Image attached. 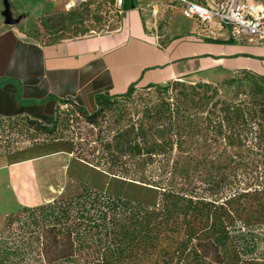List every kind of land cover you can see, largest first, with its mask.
I'll return each mask as SVG.
<instances>
[{
	"label": "trees",
	"instance_id": "obj_1",
	"mask_svg": "<svg viewBox=\"0 0 264 264\" xmlns=\"http://www.w3.org/2000/svg\"><path fill=\"white\" fill-rule=\"evenodd\" d=\"M123 4L124 10L134 6ZM241 73L224 83L237 82L234 101L221 100L208 83L175 81L98 96L94 114L73 106L92 120L102 106L137 89L155 87L165 95L171 89L169 99L143 108L137 127L126 126V153L143 169L126 179L100 175L115 182L116 194L123 193L120 181L157 193V201L147 205L127 194L126 201L104 199L90 190L34 208L33 215L40 214L19 228L21 236L0 234V264H264V252L256 253L246 237L264 226V76ZM16 119L46 134L57 123L54 116L44 123ZM153 163H160L153 169L158 174L147 175Z\"/></svg>",
	"mask_w": 264,
	"mask_h": 264
},
{
	"label": "crops",
	"instance_id": "obj_2",
	"mask_svg": "<svg viewBox=\"0 0 264 264\" xmlns=\"http://www.w3.org/2000/svg\"><path fill=\"white\" fill-rule=\"evenodd\" d=\"M143 1L147 5L132 0L113 31L47 44L24 38L0 20V119L44 123L66 101L94 114L98 96H121L130 86L195 78L208 83L242 71L264 76V43L234 42L216 20L202 31L166 3L156 8L157 16ZM67 152L58 142L0 150V219L66 198L61 195L72 178Z\"/></svg>",
	"mask_w": 264,
	"mask_h": 264
},
{
	"label": "rangeland",
	"instance_id": "obj_3",
	"mask_svg": "<svg viewBox=\"0 0 264 264\" xmlns=\"http://www.w3.org/2000/svg\"><path fill=\"white\" fill-rule=\"evenodd\" d=\"M113 1L90 0L82 6L66 12L63 8L64 1L51 3L48 0H0V18L5 6L8 5L13 18L18 20L17 24L13 26L17 32L35 43L47 44L115 30L119 25L120 16L115 12ZM195 1L205 6H213L219 0ZM140 3L144 6L147 5L144 1ZM159 8L161 7L159 6ZM69 13H71V17H69ZM158 15L160 16L157 13ZM168 17V11L163 13L159 22L160 29ZM0 20H3V17ZM241 78H243V74L239 72L230 76H217L208 84L210 83L211 86L218 89L221 100L234 101L237 82L231 87L224 83L230 79ZM173 82L175 81L160 85L159 88L170 87ZM179 82L189 86L202 81L195 78L183 79ZM159 88L137 89L129 98L113 99L109 106H102V109L92 120H88L73 107L68 108V111H61L58 108L54 114L57 123L52 134L44 133L43 129L35 127L24 119L11 121L0 119V150L2 153H13L25 147H37L54 142L63 143L68 148L67 162L72 161V164H68L67 172L68 176L72 178L68 181V185L61 195L62 198L68 199L91 190L95 192V196H101L104 199L107 196H112L113 199L122 198L126 201L127 194L147 205L152 204L157 201V193H146L126 188V183L119 181L116 184L121 187L123 193L116 194L113 191L115 182L107 181L100 175L107 173L126 179L130 175L133 176L134 170L143 169L138 166L140 164L138 159H131L126 153V126L133 123L137 127L145 106L156 104L162 97L169 99L172 96L170 88L166 95L160 93ZM250 158L253 159V157ZM174 159L175 157L172 156L170 163ZM159 166L160 163H153L145 167V173L147 175L152 172L158 174V170L153 171V169ZM77 178H81L80 180L83 182L79 184ZM32 211L34 209L19 208L0 219V234L10 238V235L13 234L12 238L14 239L15 236H21L19 228L31 223L32 219L37 218L40 214L39 210L36 215H33ZM250 235L246 236L249 246L255 243L256 253L264 252V226H256L254 233ZM251 239H253L252 242ZM222 251L229 252L228 244L222 245ZM141 264H154V259L146 260Z\"/></svg>",
	"mask_w": 264,
	"mask_h": 264
},
{
	"label": "built area",
	"instance_id": "obj_4",
	"mask_svg": "<svg viewBox=\"0 0 264 264\" xmlns=\"http://www.w3.org/2000/svg\"><path fill=\"white\" fill-rule=\"evenodd\" d=\"M51 3L63 2L66 12L86 4L90 0H48ZM142 0H137L140 2ZM153 13L162 4L179 7L181 14L194 20L202 31L211 29L213 21L228 33V39L234 42L264 43V0H219L213 6H205L195 0H148ZM123 0H114L116 14H122ZM73 105L68 101L59 104L61 111H68ZM72 123V120H70Z\"/></svg>",
	"mask_w": 264,
	"mask_h": 264
},
{
	"label": "water",
	"instance_id": "obj_5",
	"mask_svg": "<svg viewBox=\"0 0 264 264\" xmlns=\"http://www.w3.org/2000/svg\"><path fill=\"white\" fill-rule=\"evenodd\" d=\"M2 17L5 26H14L18 22L17 19L13 18L8 5L5 6Z\"/></svg>",
	"mask_w": 264,
	"mask_h": 264
}]
</instances>
